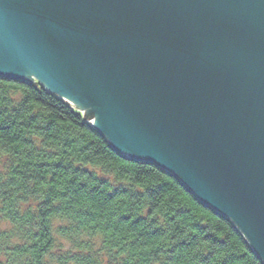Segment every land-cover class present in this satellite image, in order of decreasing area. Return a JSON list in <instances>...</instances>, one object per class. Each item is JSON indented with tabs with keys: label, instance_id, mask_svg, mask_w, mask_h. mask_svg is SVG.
<instances>
[{
	"label": "water",
	"instance_id": "water-1",
	"mask_svg": "<svg viewBox=\"0 0 264 264\" xmlns=\"http://www.w3.org/2000/svg\"><path fill=\"white\" fill-rule=\"evenodd\" d=\"M0 75L79 102L264 262V0H0Z\"/></svg>",
	"mask_w": 264,
	"mask_h": 264
},
{
	"label": "trees",
	"instance_id": "trees-1",
	"mask_svg": "<svg viewBox=\"0 0 264 264\" xmlns=\"http://www.w3.org/2000/svg\"><path fill=\"white\" fill-rule=\"evenodd\" d=\"M0 264L264 262L176 175L120 154L40 83L0 75Z\"/></svg>",
	"mask_w": 264,
	"mask_h": 264
},
{
	"label": "bare ground",
	"instance_id": "bare-ground-1",
	"mask_svg": "<svg viewBox=\"0 0 264 264\" xmlns=\"http://www.w3.org/2000/svg\"><path fill=\"white\" fill-rule=\"evenodd\" d=\"M69 99H70L71 101L74 102V106L77 105V106L81 107L83 110H85V111L87 112V109L84 108L83 106H81V104H80L79 102L75 101V100L72 99V98H69ZM83 110H81V111L84 112ZM95 118H96V117H93V120H95Z\"/></svg>",
	"mask_w": 264,
	"mask_h": 264
},
{
	"label": "rangeland",
	"instance_id": "rangeland-1",
	"mask_svg": "<svg viewBox=\"0 0 264 264\" xmlns=\"http://www.w3.org/2000/svg\"><path fill=\"white\" fill-rule=\"evenodd\" d=\"M86 117V116H85ZM67 246H68V244H67Z\"/></svg>",
	"mask_w": 264,
	"mask_h": 264
}]
</instances>
